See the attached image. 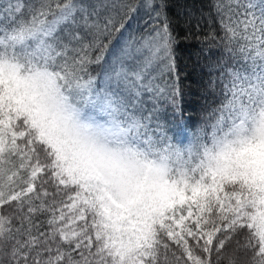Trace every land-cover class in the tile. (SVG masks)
Masks as SVG:
<instances>
[{
  "label": "snow or ice",
  "instance_id": "6c2138e0",
  "mask_svg": "<svg viewBox=\"0 0 264 264\" xmlns=\"http://www.w3.org/2000/svg\"><path fill=\"white\" fill-rule=\"evenodd\" d=\"M166 9L0 0V264H264V0H212L228 61L184 148Z\"/></svg>",
  "mask_w": 264,
  "mask_h": 264
},
{
  "label": "trees",
  "instance_id": "16d2710c",
  "mask_svg": "<svg viewBox=\"0 0 264 264\" xmlns=\"http://www.w3.org/2000/svg\"><path fill=\"white\" fill-rule=\"evenodd\" d=\"M212 0H167L166 12L172 20L174 32L179 43L176 46L177 60L182 73L184 97L181 104L182 115L175 116L168 111L164 114L168 122V135L173 143L181 148L186 147L195 132L206 120L212 96L207 90L209 80L218 74L215 65L228 61V53L223 45H209L197 40L203 37L210 25L206 13ZM201 21L200 31L194 25ZM141 26L137 18L130 22L129 32H134ZM218 28V25H215ZM133 28V29H132ZM191 32L188 39H184ZM203 51V54L201 50ZM231 251L225 253L223 264H228Z\"/></svg>",
  "mask_w": 264,
  "mask_h": 264
},
{
  "label": "rangeland",
  "instance_id": "374dc122",
  "mask_svg": "<svg viewBox=\"0 0 264 264\" xmlns=\"http://www.w3.org/2000/svg\"><path fill=\"white\" fill-rule=\"evenodd\" d=\"M133 29V28H132ZM128 31H129V29H128Z\"/></svg>",
  "mask_w": 264,
  "mask_h": 264
}]
</instances>
